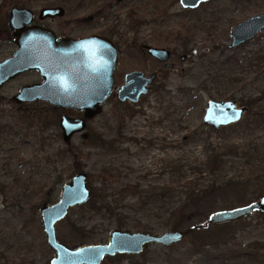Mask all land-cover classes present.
Instances as JSON below:
<instances>
[{
  "label": "rangeland",
  "instance_id": "374dc122",
  "mask_svg": "<svg viewBox=\"0 0 264 264\" xmlns=\"http://www.w3.org/2000/svg\"><path fill=\"white\" fill-rule=\"evenodd\" d=\"M107 1L28 0V8L35 23L58 35L111 38L120 51L113 92L131 70L155 71L157 79L138 103L111 95L102 112L67 142L60 115L79 112L46 101L12 100L20 87L41 80L37 71L3 86L0 264H50L53 251L39 210L58 201L78 163L91 195L55 224L57 237L69 246L106 243L115 228L174 230L177 208L187 204L184 190L201 195L187 204L195 214L177 228L184 231L179 242L149 245L101 264H264V214L253 211L236 221L197 227L216 210L254 201L264 206V29L228 47L231 27L264 13V0H208L195 8H184L179 0H109L101 10ZM55 5L64 8V16L37 18L42 7ZM11 8L9 0H0V26H6ZM96 10L100 14L93 21H78ZM142 43L169 49L172 67L143 52ZM12 52L8 43L0 46V60ZM210 98L233 100L246 111L237 122L214 130L202 120ZM93 191L99 199L92 202ZM104 196L105 206L97 210Z\"/></svg>",
  "mask_w": 264,
  "mask_h": 264
},
{
  "label": "water",
  "instance_id": "95a60500",
  "mask_svg": "<svg viewBox=\"0 0 264 264\" xmlns=\"http://www.w3.org/2000/svg\"><path fill=\"white\" fill-rule=\"evenodd\" d=\"M208 0H179L184 8H195ZM65 10L60 5L45 6L38 11L39 20L61 17ZM9 29L15 39L16 50L11 57L0 61V88L9 79L21 73L36 70L41 81L25 84L12 100L16 104L46 101L62 109L72 108L84 111L81 118L62 114L59 125L64 141L85 128V120L97 115L109 97L114 86V74L118 63L115 44L108 38L91 34L84 37H60L55 32L34 22V12L28 7L14 6L9 11ZM264 29V13L245 18L231 27V42L228 47L238 46L251 40ZM147 52L161 62H169V51L165 48L146 46ZM156 74L144 76L135 70L125 75V83L116 93L118 101L127 99L138 102L146 94ZM243 106L235 101H218L210 98L206 102L203 123L214 129L229 125L241 119ZM239 118H233L235 113ZM91 195L87 176L79 172L66 181L60 190L59 199L52 205L40 208V218L48 246L53 250L50 264H101L105 257L115 254H139L153 244L162 246L179 242L184 237L180 229L164 233L132 231L115 228L110 231L106 243H83L71 248L58 240L55 224L68 212L69 207L83 204ZM253 211L264 214L261 201L244 206L216 210L209 214L207 224H221L239 220Z\"/></svg>",
  "mask_w": 264,
  "mask_h": 264
},
{
  "label": "flooded vegetation",
  "instance_id": "af4514ba",
  "mask_svg": "<svg viewBox=\"0 0 264 264\" xmlns=\"http://www.w3.org/2000/svg\"><path fill=\"white\" fill-rule=\"evenodd\" d=\"M120 1V0H119ZM110 5V1L108 0L107 2H105L104 4H103V6H102V8H100L101 10L103 9H106L108 6ZM65 14V13H64ZM100 14V10H96V12H94L93 14H90V15H88V16H86V17H82V18H78V21L80 20L81 22H85V21H87V22H91V21H93L94 20V18L96 17V16H98ZM64 16V15H63ZM53 20V19H52ZM41 26H43V27H46V28H50V27H48V26H44V25H41ZM68 26V24H66L64 27H67ZM50 29H52V28H50ZM53 30V29H52ZM54 32H55V30H53ZM93 34H96V33H93ZM55 35H56V37L57 38H60V37H72V38H79V37H84V36H88V35H91V34H88V35H75V34H73V33H69V34H66V33H63L62 35H58L56 32H55ZM98 35V34H97ZM102 36H104V37H106V38H108V39H110L111 40V38H109V37H107L106 35H102ZM2 37H5L4 39H3V41H2ZM112 42H113V40H111ZM0 46H3V45H5V44H7L8 43V46L11 48H13V52L11 53V55H9L8 57H6V58H9V57H11L12 56V54L14 53V51L16 50V48H17V46H16V43H15V39H14V37H13V35H12V31L9 29V25H8V22H7V24H6V26H0ZM114 43V42H113ZM115 44V43H114ZM115 46H116V48H117V52H118V63H117V68H118V64H119V55H120V51H119V48L117 47V45L115 44ZM146 46H148V44H144V43H142V44H140L139 45V47L142 49V51L143 52H146L150 57H152V58H154L153 56H151L148 52H147V50H146ZM151 46V45H150ZM156 47V46H155ZM158 48H162V47H158ZM165 48V47H164ZM165 49H167V48H165ZM168 51H169V60H170V57H171V51L169 50V49H167ZM6 58H4V59H6ZM4 59H2V60H4ZM155 60H157L160 64H162L164 67H166V68H170V67H167L166 66V62H161V61H159L158 59H156V58H154ZM2 60H0V61H2ZM172 67V66H171ZM116 68V69H117ZM33 71H36V70H33ZM131 71H135V70H131ZM131 71H129V72H131ZM138 71H140V70H138ZM27 72H29V71H27ZM116 72V71H115ZM129 72H127V73H129ZM143 74H144V76H150L151 74H153V73H155L156 74V76H155V78L153 79V82L157 79V76H158V73L157 72H152V73H150V74H145L143 71H141ZM25 73V72H24ZM127 73H125L124 75H123V83L119 86V88L115 91V92H113L114 91V86H115V74H114V86H113V89H112V91H111V93H110V95H109V97L111 96V95H115V98H116V93H117V91L121 88V86L125 83V75L127 74ZM22 74V73H21ZM18 76V75H17ZM17 76H15L14 78H16ZM14 78H12V79H9L8 81H6L4 84H3V86H5L7 83H9L10 81H12ZM41 81V80H40ZM152 82V83H153ZM151 83V84H152ZM150 84V85H151ZM150 85H149V89H150ZM3 86H1V88H0V90L3 88ZM149 91V90H148ZM142 95H144V94H142ZM142 95H140L139 96V100H140V97L142 96ZM108 97V98H109ZM107 98V99H108ZM116 100H117V98H116ZM118 101V100H117ZM124 102H130V103H138V102H132L131 100H129V99H127V100H125V101H123L122 103H124ZM244 107V106H243ZM245 109H244V111H243V113L246 111V107H244ZM65 109H67V108H65ZM68 109H72V108H68ZM102 109H103V105H102V108H101V110H100V112L98 113V114H100L101 112H102ZM73 110H75V109H73ZM75 111H77V112H79L80 113V115H78L77 117H73V118H81V117H83L84 116V111H78V110H75ZM62 114H65V113H62ZM61 114V115H62ZM97 114V115H98ZM60 115V116H61ZM67 115V114H66ZM97 115H95V116H97ZM243 115V114H242ZM94 116V117H95ZM94 117H92V118H94ZM92 118H89V119H86L85 120V126H86V124H87V121H89L90 119H92ZM60 119V118H59ZM214 129V128H213ZM214 130H217V129H214ZM88 183V182H87ZM57 202V201H56ZM55 203V202H54ZM54 203H50V204H44V205H52V204H54ZM43 205V206H44ZM78 206H81V204H79V205H76V206H73V207H78ZM42 207V206H41ZM73 207H69V209H68V212H67V214L65 215V217L68 215V213H69V211H70V209H72ZM39 213H40V210H39ZM65 217H63L61 220H63ZM61 220H59V221H61ZM59 221H57V222H59ZM56 222V223H57ZM43 229V228H42ZM78 231H80V229H78ZM44 233V232H43ZM57 235V234H56ZM46 238V237H45ZM58 238V237H57ZM58 240H59V238H58ZM61 241V240H60ZM62 242V241H61ZM65 244V243H64ZM65 245H67V244H65ZM79 245H81V244H79ZM79 245H77V246H79ZM67 246H69V245H67ZM77 246H69V247H71V248H75V247H77ZM53 251V250H52ZM124 254H115L114 256H123ZM114 256H111V257H114ZM111 257H108V258H111ZM105 258H107V257H105ZM104 258V259H105ZM51 260V259H50Z\"/></svg>",
  "mask_w": 264,
  "mask_h": 264
},
{
  "label": "trees",
  "instance_id": "16d2710c",
  "mask_svg": "<svg viewBox=\"0 0 264 264\" xmlns=\"http://www.w3.org/2000/svg\"><path fill=\"white\" fill-rule=\"evenodd\" d=\"M4 1H7V0H4ZM9 1L11 3L12 7H14V6H18V7H28V6H31L32 5V3L31 2L29 3L28 0H9ZM90 136L92 138L97 139V140L100 139L99 136L93 135L92 133H91ZM70 152H71V154L74 155V152H72V151H70ZM74 157H75V155H74ZM82 169H83L82 163H78V165H76V167L74 168V174H76L79 171H82ZM184 191L187 193V196L185 197L184 200L187 201V204L188 205L190 203L191 204L192 203L194 204V202L196 203V201H198L201 198L200 197L201 196L200 194H197L195 192H192V191H190L188 189H185ZM95 198H96V200L99 199V197H97V193L95 194V192L93 191V194H92V202L95 200ZM105 198H106V196L103 197L104 200L101 199V202H100L99 206H95V208L97 210H100L101 208H103L105 206V201H106ZM187 204L186 205L185 204H182V205L178 206L177 210H178L179 215H178V221H177V223L173 227L174 230H176L178 227H180L181 225H183V223H185L186 221H188L191 218V216H193L195 214L194 211H191V210H189L187 208Z\"/></svg>",
  "mask_w": 264,
  "mask_h": 264
},
{
  "label": "snow or ice",
  "instance_id": "6c2138e0",
  "mask_svg": "<svg viewBox=\"0 0 264 264\" xmlns=\"http://www.w3.org/2000/svg\"><path fill=\"white\" fill-rule=\"evenodd\" d=\"M233 118H239V113L238 112L235 113L234 116H233Z\"/></svg>",
  "mask_w": 264,
  "mask_h": 264
}]
</instances>
